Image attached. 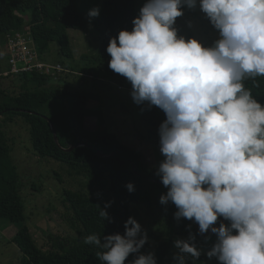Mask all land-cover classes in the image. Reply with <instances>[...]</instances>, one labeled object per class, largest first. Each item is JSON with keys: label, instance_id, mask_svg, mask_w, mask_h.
I'll list each match as a JSON object with an SVG mask.
<instances>
[{"label": "clouds", "instance_id": "9594fccd", "mask_svg": "<svg viewBox=\"0 0 264 264\" xmlns=\"http://www.w3.org/2000/svg\"><path fill=\"white\" fill-rule=\"evenodd\" d=\"M197 7L218 33L211 45L175 27L184 8ZM99 14L96 7L89 17ZM132 23L110 39L108 66L131 83L137 105L166 116L156 174L168 191L160 203L174 204V218L194 221L201 235L215 234L209 259L264 264V104L245 86L264 77V0H146ZM105 209L100 216L112 222ZM221 218L229 223L215 226ZM124 228L84 243L102 249V264H125L131 254V264H157L154 253L141 252L149 241L141 224L130 217ZM175 247L178 264L202 255L194 235Z\"/></svg>", "mask_w": 264, "mask_h": 264}, {"label": "trees", "instance_id": "16d2710c", "mask_svg": "<svg viewBox=\"0 0 264 264\" xmlns=\"http://www.w3.org/2000/svg\"><path fill=\"white\" fill-rule=\"evenodd\" d=\"M135 4V0H104L96 17L102 41L101 67H93L90 58L81 55L80 61L89 62L87 68L82 69L63 62L64 59H75L69 30L84 31L77 0H0V48L5 45L4 59L8 55V36L23 26L16 10L32 11L29 32L36 51L41 55V50L52 43L57 44L60 59L53 65L63 67L61 72L56 71L50 76L26 72L0 78V220H8L16 228L11 242L21 252L20 264H102L96 255L102 249L85 244L84 237L123 235L124 224L130 217L142 226L144 222L134 209L136 206L147 211L152 227L151 231L145 230L149 241L141 252L154 253L157 264H164L167 260L177 237L194 235L196 246L202 245L208 251L216 242L215 234L210 231L201 235L194 221L186 218L177 221L174 204L160 203L161 195H165L168 189L157 176V171L135 159L127 146L103 131H106L103 118L90 108L87 96L68 80L72 73L78 75L81 71L90 75L87 78L94 82L101 77L103 80L124 78L109 68L111 56L107 47L110 39L118 37L120 31L132 30V21L137 18ZM68 70L71 74L66 73ZM245 86L258 102L264 104V77L249 79ZM53 101H61L63 110L49 117L41 109ZM138 107L144 130L141 134L143 141L160 149L158 130L166 119L164 112L156 106L149 109L147 103ZM95 116H99L98 129H90L88 119ZM21 121L34 152L63 166L56 178L63 186L62 204L78 233L74 238L51 235V245L47 249L38 245L27 225L20 173L13 158L14 140L7 133L8 126ZM51 123L56 128L58 142ZM98 135H107L108 144L99 141ZM129 183L134 184V192L128 191L126 185ZM108 203L111 207L105 209ZM101 209L108 212L112 222L100 216ZM220 223L229 222L221 218L215 226ZM136 258L137 254H131L125 264H131Z\"/></svg>", "mask_w": 264, "mask_h": 264}, {"label": "rangeland", "instance_id": "374dc122", "mask_svg": "<svg viewBox=\"0 0 264 264\" xmlns=\"http://www.w3.org/2000/svg\"><path fill=\"white\" fill-rule=\"evenodd\" d=\"M20 1V0H14ZM136 1V14L139 15L140 9L146 0ZM104 0H77L84 24V31L69 30L73 40L75 59H64L68 65L87 68L88 61H80V56L85 55L90 58L93 67H101L100 55L102 53V41L98 30L96 17H89V12L93 8L101 7ZM184 16L177 18L175 27L179 30L178 34L186 38H196L206 45H211L218 37L217 31L213 28L210 21L197 7L195 10L183 9ZM18 17L22 21L23 28L29 27L33 19L32 11L16 10ZM5 45L1 46L0 68L6 67L4 59L6 53ZM49 49V50H48ZM37 52V51H36ZM40 59L50 64H54L60 59V51L57 44L52 43L48 48L41 50ZM5 53V54H4ZM41 56L43 58H41ZM5 63L2 65V63ZM73 62V63H72ZM72 66V65H71ZM74 74L69 76L70 85H73L87 96L90 108L96 110L105 121L107 134L117 138L122 144L127 146L134 154L135 159L144 163L145 166L157 171L160 162L164 159L163 155L154 145L145 143L141 137L142 122L138 105L131 96L132 85L124 77L122 80H90L87 73ZM70 73V70L68 72ZM65 76V75H64ZM86 79L85 82L81 79ZM91 78V77H90ZM63 110L61 101H53L45 105L41 111L47 116H52ZM99 116L88 119L90 129H98L97 122ZM104 127V126H103ZM8 135L14 141L13 158L18 166L22 183V196L25 202L27 225L38 245L48 248L51 245L50 236H64L69 238L78 237L75 228L69 221L70 217L62 204L63 186L58 182L56 174H59V163L49 161L39 157L33 150L32 144L22 121L18 124L8 126ZM102 132V131H101ZM99 141L108 144L107 135H98ZM64 175V171L60 170ZM34 186L37 187L34 188ZM140 213L144 230H150L151 223L147 211L142 207H134ZM151 231V230H150ZM16 233V228L8 220H0V264H20L21 252L19 248L11 242ZM177 239L187 240L188 238L177 237L174 246L164 264H178L174 258L179 250L175 247ZM202 251V255L195 264H217L214 258L207 257L208 250L202 245L197 246ZM187 264H193V258L188 257Z\"/></svg>", "mask_w": 264, "mask_h": 264}, {"label": "built area", "instance_id": "2783aa9c", "mask_svg": "<svg viewBox=\"0 0 264 264\" xmlns=\"http://www.w3.org/2000/svg\"><path fill=\"white\" fill-rule=\"evenodd\" d=\"M8 55L6 67H1L0 78L20 73L37 72L50 76L61 72L63 67L40 60L33 44L29 27L16 31L7 38Z\"/></svg>", "mask_w": 264, "mask_h": 264}, {"label": "water", "instance_id": "95a60500", "mask_svg": "<svg viewBox=\"0 0 264 264\" xmlns=\"http://www.w3.org/2000/svg\"><path fill=\"white\" fill-rule=\"evenodd\" d=\"M51 127H52V130H53V133H54L55 141L58 142V136H57L56 128H55V126L52 123H51Z\"/></svg>", "mask_w": 264, "mask_h": 264}, {"label": "crops", "instance_id": "0c3cea01", "mask_svg": "<svg viewBox=\"0 0 264 264\" xmlns=\"http://www.w3.org/2000/svg\"><path fill=\"white\" fill-rule=\"evenodd\" d=\"M6 61V60H5ZM5 61L2 63V65L5 63Z\"/></svg>", "mask_w": 264, "mask_h": 264}]
</instances>
